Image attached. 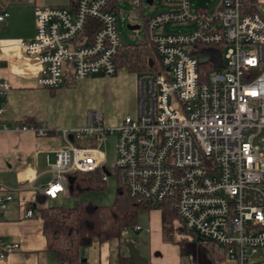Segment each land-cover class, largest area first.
<instances>
[{"label": "built area", "instance_id": "1", "mask_svg": "<svg viewBox=\"0 0 264 264\" xmlns=\"http://www.w3.org/2000/svg\"><path fill=\"white\" fill-rule=\"evenodd\" d=\"M68 1L33 8L31 41L0 44V61L9 51L38 63L41 89L117 73L115 0ZM160 1L168 10L143 21L159 71L135 76L134 114L105 125L90 112L82 127L58 129L63 145L52 153L51 179L40 193L55 199L73 172L101 170L103 182L115 172L135 206L172 207L180 227L214 244L224 260L264 264V2L219 0L213 9L191 10L190 0ZM6 17L0 10V24ZM89 21L95 28L87 34ZM167 24L194 29L159 33ZM8 90L0 80V115ZM12 130L42 138L51 131L24 122ZM106 136L114 137L110 169L98 150ZM9 201L0 196V213ZM17 249L0 238V262Z\"/></svg>", "mask_w": 264, "mask_h": 264}, {"label": "crops", "instance_id": "2", "mask_svg": "<svg viewBox=\"0 0 264 264\" xmlns=\"http://www.w3.org/2000/svg\"><path fill=\"white\" fill-rule=\"evenodd\" d=\"M119 1L114 2L115 14ZM68 2L66 0L65 6ZM42 3L43 0H0V10L7 12V18L0 24V44L31 41L34 38L33 8L42 6ZM1 56L0 80L9 85V90L4 99V111L0 115V125L8 128L7 131H0V196L8 195L11 201L0 213V238L16 243L18 249L0 264H57L54 255L45 251L42 224L31 208L43 201L40 190L45 188L51 179L48 164L53 159V151L63 145L57 130L82 127L86 114L66 117L57 111L59 97L64 96L67 88L74 84L54 90L38 88L35 84L38 63L34 59L9 51H3ZM119 72L122 73V81L125 80L128 96L135 104L136 74H128L123 70ZM88 80L94 81L97 78L90 76L77 84ZM123 84L122 82L121 85ZM23 122L36 126L44 125L51 131L47 137L42 138L35 137L30 132L12 130L16 124ZM64 193L65 191L61 194ZM57 197L47 199L45 205L48 206L47 202H53ZM28 210L31 211L30 217L25 215ZM140 212L137 213V231L129 227L123 238L92 243L80 251L79 264H117V256L128 257L125 243L129 241L126 239L128 231H131L133 248L146 264H212L209 243L204 244L195 240L194 236L188 235L190 241H183V254L180 255L178 245L161 240L160 212L153 210L142 213V223L139 219ZM141 232L147 235L144 244L140 239ZM217 264L236 263L222 258Z\"/></svg>", "mask_w": 264, "mask_h": 264}, {"label": "trees", "instance_id": "3", "mask_svg": "<svg viewBox=\"0 0 264 264\" xmlns=\"http://www.w3.org/2000/svg\"><path fill=\"white\" fill-rule=\"evenodd\" d=\"M94 28V22L89 21L85 31L90 34ZM114 62L117 69H123L130 74L159 71L156 52L146 34L142 35L135 45L121 44ZM149 63L151 67H148ZM102 175L101 170L73 172L68 175L65 193L70 197L78 198L90 192L101 191L105 187V182L101 180ZM117 182L119 189L116 190L109 206H95L86 202H76L72 208L46 206V200L49 198L43 196V201L31 208L42 224L41 233L45 251L54 255L57 264H79L81 250L94 242L103 243L119 239L121 229L136 225L138 211L146 209L135 206L127 196L123 185L119 180ZM157 211L160 212L162 242L178 245L179 253L182 255L183 240L175 241L177 225L180 222L174 209L161 204ZM125 243L127 244L128 241ZM209 244L211 262L217 264L222 260L223 255L214 244ZM116 263L131 264L129 257L121 256H117Z\"/></svg>", "mask_w": 264, "mask_h": 264}, {"label": "rangeland", "instance_id": "4", "mask_svg": "<svg viewBox=\"0 0 264 264\" xmlns=\"http://www.w3.org/2000/svg\"><path fill=\"white\" fill-rule=\"evenodd\" d=\"M132 1V0H131ZM219 0H190L191 10L196 8L213 9L218 4ZM264 2V0H262ZM30 3V2H29ZM66 0H43L42 7L65 6ZM29 6V5H28ZM168 6L164 5L160 0H152L151 5L146 4L144 0H139V6L133 7L128 0H120L116 9V31L119 35L121 44H137L141 36L145 34L144 19H149L152 16L163 13L168 10ZM139 26L138 30L129 31L126 26ZM194 29V25H176L167 24L161 27L158 32L161 34H183ZM117 72L115 77H107L96 75L97 80L85 81L83 83L72 85L67 88L64 96L59 97L57 111L66 115H78L90 112L101 114L105 125L118 124L125 116H132L135 110V104L131 101L129 91L125 80L122 81V73ZM125 73H129L123 70ZM130 74V73H129ZM132 74V73H131ZM128 77V76H127ZM122 82L125 84L121 85ZM85 115V117H86ZM98 150L103 156L105 169H110L115 162L114 137L106 136V140L98 145ZM111 171V170H110ZM117 176L115 172H110L106 176L105 187L101 191L90 192L73 198L66 193L58 194L57 199L53 202H47L48 206H56L62 208H72L76 202H86L95 206H109L114 198L116 190L119 189ZM142 223V213L146 214L148 210H140ZM144 222V221H143ZM139 224V222H138ZM141 226V225H140ZM177 233H175V241L185 240L190 241V236L185 232L179 224L177 225ZM131 231L127 232L126 239L128 243H132ZM141 242L144 244L147 241V235L144 232L140 233ZM195 237V240H200L202 243H207L200 237ZM121 238H123L121 236ZM184 242V243H185Z\"/></svg>", "mask_w": 264, "mask_h": 264}, {"label": "water", "instance_id": "5", "mask_svg": "<svg viewBox=\"0 0 264 264\" xmlns=\"http://www.w3.org/2000/svg\"><path fill=\"white\" fill-rule=\"evenodd\" d=\"M146 4H151L152 0H144ZM126 28L129 31H135L139 29V26L134 25V26H126ZM204 61L203 60H198V63L202 64ZM148 67H150V64H148ZM127 249V254L130 259L131 264H146L145 260L139 256V254L135 251L133 248V245L131 243H127L126 245Z\"/></svg>", "mask_w": 264, "mask_h": 264}, {"label": "bare ground", "instance_id": "6", "mask_svg": "<svg viewBox=\"0 0 264 264\" xmlns=\"http://www.w3.org/2000/svg\"><path fill=\"white\" fill-rule=\"evenodd\" d=\"M115 1H116V0H115ZM138 1H139V0H138ZM151 3H152V1H151ZM150 5H151V4H150ZM56 7H65V6H56ZM3 11H5V10H3ZM5 12H6V11H5ZM6 13H7V12H6ZM114 14H115V13H114ZM115 15H116V14H115ZM6 18H7V17H6ZM115 18H116V17H115ZM4 21H5V20H4ZM4 21H3V22H4ZM3 22H2V23H3ZM149 64H150V63H149ZM150 67H151V64H150ZM118 70H119V69H117V72H118ZM116 74H117V73H116ZM136 75H138V74H136ZM92 76H93V75H92ZM89 77H90V76H89ZM86 79H87V78H86ZM77 83H78V82H77ZM74 84H76V83H74ZM135 226H136V225H135ZM131 229H132V228H131ZM138 229H139V228H138ZM125 230L127 231V228H125ZM124 236H125V235H124ZM124 236H122V237H124Z\"/></svg>", "mask_w": 264, "mask_h": 264}]
</instances>
